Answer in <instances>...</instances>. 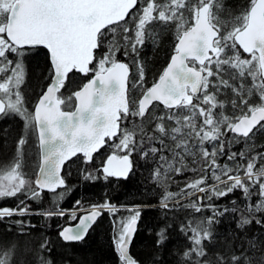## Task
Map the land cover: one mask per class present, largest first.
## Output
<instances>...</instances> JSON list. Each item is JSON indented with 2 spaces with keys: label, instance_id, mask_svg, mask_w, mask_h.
Listing matches in <instances>:
<instances>
[{
  "label": "snow or ice",
  "instance_id": "obj_1",
  "mask_svg": "<svg viewBox=\"0 0 264 264\" xmlns=\"http://www.w3.org/2000/svg\"><path fill=\"white\" fill-rule=\"evenodd\" d=\"M184 10L191 12V23L185 18ZM225 10L224 0H198L191 8L186 0H0V116H19L24 121L26 134L37 131L41 157L33 188V182L22 170V146L26 139L22 137L17 141L19 147L15 157L0 164V199L17 195L38 199L43 190L55 192L64 187L65 180L60 175L64 163L78 153H82L85 163L89 162L93 153L104 146L105 137H117L119 143L115 147L125 153L108 157L103 167L105 178H127L132 168L130 156L137 146L134 136L140 134V141L149 145L146 151L141 148V158L158 156L162 162L152 175L153 181L164 190L160 199L162 209L171 210L169 202L181 195L210 193L208 199H212L240 190L246 201L253 194L260 199L254 205H245L248 215H241L237 227L244 229L253 219L264 226V221L255 216V213L264 212V152L249 154L246 150L231 151L229 147L233 141L239 142L240 137L250 139V134L257 128L264 130V0H250L249 7L231 21L230 29L228 22L220 16ZM126 18L135 22L134 28L127 26ZM153 22L175 23L176 43L158 81L144 88L145 73L139 54L146 40H155L146 30V25ZM113 25L117 27H111ZM118 28H123L122 44L117 42ZM129 32L134 35H128ZM105 45L104 54L94 68L90 67L96 60V50ZM37 46L47 49L49 54L51 82L33 114L24 105L20 87L25 80L24 49ZM121 49L125 57H136L134 63L139 78L132 88L142 89L138 100L129 98V65L116 58ZM240 50L249 58H242ZM8 54L16 59L9 58ZM73 71L84 75L95 73L93 79L72 93L74 106L69 103L72 96L59 95ZM9 72L10 75H5ZM212 77H215L214 81L210 79ZM248 77L252 80L249 93L255 91L259 96V102L254 105L242 95L243 81ZM237 79L241 81L239 86L231 83ZM210 88L215 92H210ZM222 88H231L247 111L235 118L225 116L224 102L216 95ZM155 104L163 106L165 115L150 111ZM232 105L238 106L236 99L232 100ZM217 109L221 111L217 112ZM128 117L139 118L141 123L132 129L122 128V122ZM166 120L171 123H165ZM145 121L154 127L146 128ZM227 132L233 133V137L225 140ZM166 140L173 144L167 145ZM191 141L196 142L199 160L195 159ZM154 144L159 147L151 146ZM205 145H211V148ZM166 148L172 152L173 161L161 154ZM224 155L234 162L233 166L217 163ZM186 156H192L193 163L200 164L199 170L205 175L187 183L179 193L169 192L161 169L164 174L174 171L177 175L184 170L197 171L184 164ZM176 158H179L180 167L173 166ZM209 172L215 181L212 185L206 182ZM94 178L91 174L85 176V179ZM20 203L23 206L16 209H0V219L27 214V205L23 200ZM181 207L197 213L202 211L198 203ZM100 209L110 215L117 211L116 206L108 202L93 205L79 218L76 229L64 228L59 233L62 240H82L102 214ZM236 210L233 207L224 211ZM128 211L131 214L121 218L118 226L114 221V249L120 264H138L129 254V245L141 213L134 209ZM41 214L46 218L63 216L64 211L57 209ZM217 215L223 213L213 208L210 217L181 222L179 230L187 238L188 246L180 254L177 264H264V242L255 238L247 239V248L242 244L239 253L231 248L225 253L208 252L205 242L212 238L211 227ZM72 218L76 219V216L73 214ZM167 227L171 225L157 233L158 247L168 239ZM39 249L50 251L47 240L39 244ZM0 264L52 262L28 243L21 245L12 240L0 242ZM153 264H156L155 260Z\"/></svg>",
  "mask_w": 264,
  "mask_h": 264
},
{
  "label": "trees",
  "instance_id": "obj_2",
  "mask_svg": "<svg viewBox=\"0 0 264 264\" xmlns=\"http://www.w3.org/2000/svg\"><path fill=\"white\" fill-rule=\"evenodd\" d=\"M163 2V0H157ZM188 7L198 3V0H186ZM226 10L220 13L222 19L226 20L227 27L231 28V21L241 14L249 7L250 0H224ZM139 7V6H138ZM184 16L191 23V12L184 10ZM127 26L132 29L135 27V22L129 18ZM112 27H117L112 26ZM146 30L155 38L146 40L142 49L140 50L139 59L143 64L145 79L144 88L151 87L162 74L166 67L170 56L173 54V48L176 43L175 40V23L162 25L159 22H153L146 25ZM123 28H118L116 38L118 43H123ZM128 35L133 36L132 32ZM111 36V34H110ZM110 38V37H109ZM105 48L96 50V60L91 66L94 68L95 63L106 51ZM25 56L22 57L25 68V80L20 87L22 96L25 97L24 105H30L35 95L40 92L48 80V57L47 54L39 49L35 51L24 50ZM242 54V58H249ZM11 59L12 54H9ZM116 58L119 61L126 62L131 70L129 88V98L138 100L142 94L134 95L136 91L132 88L133 81L138 80L139 71L137 65L134 63L136 57L129 55L125 57L123 49H121ZM9 74H11L9 72ZM95 74L94 71L89 72L85 77L79 74L72 73L67 79L64 89L60 95L72 96L73 91L80 89L88 79ZM227 78V76H225ZM213 81L215 77L210 78ZM210 92H215L214 88L209 89ZM247 90L244 89L242 95L248 99L249 104H257L259 96L257 93L247 97ZM217 99L224 102L222 109L225 116L235 118L241 116L247 109L244 105L239 104L240 97L231 93L227 88H222L220 92H216ZM137 98V99H136ZM236 99L238 106L233 107L232 100ZM30 111V110H29ZM156 115H165L164 108L155 104L153 109ZM182 111V110H181ZM220 112V109L216 110ZM141 121L139 118L128 117L127 120L121 124L122 128L132 129L135 125H139ZM146 128L154 127V124L149 125L147 121L144 122ZM165 123H171L165 121ZM26 133L24 132V121L16 115L3 116L0 119V164H2L13 154L17 141L22 138ZM28 141L34 145V133L30 131ZM26 134V136H27ZM233 134L227 132L225 140L231 139ZM250 139L238 138L239 142L233 141L229 146L231 151L240 152L246 150L249 154L255 152H264V130L257 128L254 134L250 135ZM136 141V150L130 156L132 162V172L126 179H117L113 177L105 178L101 169L109 154L122 156L125 153L119 151L116 147L112 148V144H107L91 161L85 163V160L74 159L69 162L64 168L65 187L56 192H41L38 199H29L24 195H17L14 198L0 199V209L9 208L16 209L21 205V200L27 205L29 211L27 214L13 215L9 218L0 219V242H9L17 240L21 245L28 243L37 251H42L46 259H50L52 264H120L118 255L114 249L113 234H114V221L118 226L121 218L128 217L131 213L128 209L138 210L141 214L138 218L137 232L130 248L131 256L138 261V264H177L180 254L188 246V240L184 234L179 230L181 222L187 223L189 220H203L206 217L213 215V208L223 215L215 217V223L211 227L212 238L210 241L205 242V247L209 253H225L226 249L231 248L239 253L241 245L247 248V239H257L259 242H264V226L257 224L255 219L252 223L245 226L244 229L237 227L241 215L247 216L245 205H254L259 201L258 195H251L246 201L243 193L236 190L227 196L208 199L210 193H200L188 196L181 195L169 202L171 210H165L160 207V199L164 195V190L152 179V175L158 165L162 162L159 161L158 156L148 158H141V148L146 151L149 147L148 144H143L140 141V134L134 136ZM119 143V139L117 138ZM165 143L169 146L173 144L172 141L166 140ZM193 151L196 152L195 159H200V154L195 141H191ZM151 146H157L154 144ZM209 149L211 145H205ZM167 157L168 161H173V155L167 148L161 153ZM173 162L174 167H180L178 163ZM217 163L220 165L228 164L233 166L234 162L227 159V155L218 158ZM184 164L189 169L196 168L197 171L184 170L181 174L177 175L174 171L164 174V179L167 183L168 191L179 193L181 189L185 188L186 184L190 181L198 179L201 175H205L200 171V164L193 163L192 156L184 158ZM91 174L94 179H85V176ZM32 176L30 181H32ZM207 185H212L215 181L211 178V173L206 175ZM33 188V184L31 185ZM191 191V189H186ZM255 191V190H254ZM80 201L77 205L76 202ZM178 201V203H177ZM105 202L115 205L117 211L114 215L104 212L99 220L95 223L89 231L86 238L77 243H64L59 239V231L66 225L73 224L76 219L71 215L64 214L63 216L54 215L45 217L41 213L56 212L57 209L67 211H77L82 209L91 208L93 205H101ZM235 202V204L233 203ZM188 203H198L202 211L197 213L190 208H183L181 205ZM138 208H134V207ZM235 207L237 210L224 211L225 209H232ZM76 218L78 216L75 215ZM255 216L264 221V212L255 213ZM19 222V223H17ZM167 227L166 235L168 239L161 246H157L158 239L157 233L161 228ZM47 240L48 249L40 250L39 244Z\"/></svg>",
  "mask_w": 264,
  "mask_h": 264
},
{
  "label": "rangeland",
  "instance_id": "obj_3",
  "mask_svg": "<svg viewBox=\"0 0 264 264\" xmlns=\"http://www.w3.org/2000/svg\"><path fill=\"white\" fill-rule=\"evenodd\" d=\"M248 57V56H246ZM5 75H10L9 73L5 74ZM135 82V81H133ZM231 83L235 84L236 86H239V84L241 83V81L239 79L237 80H233L231 81ZM245 87L244 89L247 90V97L255 94V91H253L251 94L249 93V89L252 88V80L250 77L246 78L244 81H243ZM133 84V83H132ZM227 90H229L231 93L232 90L231 88H227ZM133 91H136V93L134 95L138 96L140 94V89L138 88H134ZM234 94V93H233ZM135 97V96H134ZM134 97L132 98V100H134ZM137 99V98H136ZM26 139V143L25 145L22 146V152H23V172L25 173L26 175V178L30 180L31 176H32V182L34 181V174H33V170L36 169V163H37V156L35 155V149H34V145L28 141V137H29V134H26L24 136H22ZM118 144L117 140L112 144V148L115 149V145ZM19 147L18 143L16 144L15 146V150L13 152V154L10 156V158H8V161L6 160V162H9L12 158L15 157L16 155V151H17V148ZM5 161L3 163H6ZM2 163V164H3ZM33 184V183H32ZM201 192H197V194H200ZM92 208V207H91ZM134 208H138L137 206L134 207ZM2 209V208H1ZM86 209H82V210H77V211H68V212H65L64 211V214H67V215H71L73 216L76 215L78 212L80 211H84ZM107 213H109L107 211Z\"/></svg>",
  "mask_w": 264,
  "mask_h": 264
},
{
  "label": "water",
  "instance_id": "obj_4",
  "mask_svg": "<svg viewBox=\"0 0 264 264\" xmlns=\"http://www.w3.org/2000/svg\"><path fill=\"white\" fill-rule=\"evenodd\" d=\"M127 19V18H126ZM122 23V22H121ZM114 26V25H113ZM112 27V26H111ZM27 49H31V48H28V47H26ZM25 48V49H26ZM34 48H42V49H44L46 52H47V49H45V48H43L42 46H37V47H34ZM242 53H243V51L242 50H240ZM47 54H48V52H47ZM243 55H245V56H248V54H246V53H243ZM171 57V56H170ZM48 60H49V63H50V59H49V54H48ZM169 61H170V58H169V60H168V63H169ZM122 62H124V61H122ZM126 63V62H125ZM167 63V64H168ZM167 66V65H166ZM90 67H91V65H90ZM197 67H198V65H197ZM72 73H77V74H80L81 76H85L84 74H82V73H79V72H75V71H73ZM71 73H69V75H70ZM130 74H131V71H130V67H129V78H130ZM94 78V75L93 76H91L90 77V79L89 80H91V79H93ZM159 79V78H158ZM158 79H157V81H158ZM88 80V81H89ZM87 81V82H88ZM156 81V82H157ZM86 82V83H87ZM49 86V85H48ZM47 86V87H48ZM82 88V87H81ZM47 89V88H46ZM79 90V89H78ZM46 91V90H45ZM44 91V92H45ZM77 91V90H76ZM41 97V96H40ZM39 97V98H40ZM141 97V96H140ZM74 100H75V98H74ZM38 101H39V99H38ZM38 101L36 102V104L38 103ZM36 106V105H35ZM162 106V105H161ZM163 107V106H162ZM34 109H35V107H34ZM74 110V109H73ZM34 114V113H33ZM1 117V116H0ZM262 123H264V122H262ZM255 131V130H254ZM36 134H37V139H38V132L36 131ZM231 134H233V133H231ZM251 135V134H250ZM115 138H117V137H113L112 139H109V138H107V137H105V141L106 142H113V140L115 139ZM106 142H105V144H104V146L106 145ZM38 146H39V140H38ZM104 146L103 147H101V148H99L98 149V151H96L95 153H93V156H92V159H93V157L96 155V154H98L99 152H100V150L102 149V148H104ZM39 154H40V148H39ZM77 156H82L83 157V155H82V153H78L76 156H73L71 159H69V160H67L65 163H64V165L62 166V169H61V173H60V175H61V178H63L62 177V172H63V169H64V167H65V165L66 164H68L71 160H73L75 157H77ZM110 156V155H109ZM108 156V157H109ZM108 157L106 158V160H105V162H104V165H103V167L105 166V164H106V162H107V159H108ZM92 159L89 161V162H87V163H90L91 161H92ZM40 162H41V157L39 158V164H40ZM103 167H102V169H101V171H102V174L104 175V173H103ZM131 172H132V168H131V170H130V172H129V174H128V176L131 174ZM39 174V169H38V172H37V174H36V176ZM127 176V177H128ZM114 178H116V177H114ZM36 179V178H35ZM117 179H126V178H117ZM35 181V180H34ZM34 186H35V184H34ZM65 187V186H64ZM64 187H62V188H64ZM62 188H57L56 189V191L57 190H59V189H62ZM44 192H50V191H47V190H43ZM91 209H89V210H86V211H83V212H81L79 215H78V217H77V219H76V221H75V223L74 224H71V225H66V226H64L61 230H60V232L64 229V228H71V229H76L77 228V226L79 225V218L80 217H82V216H84L87 212H89ZM100 211H101V215L100 216H98L97 218H96V221L92 224V226L89 228V230H88V232L85 234V236H84V238L82 239V240H80V241H75V242H64L63 240H62V238L60 237V235H59V237H60V239L64 242V243H77V242H81V241H83L85 238H86V236L88 235V233H89V231L92 229V227L95 225V223L99 220V218L103 215V213L105 212V210L104 209H100ZM137 227H138V220H137V224H136V232H137ZM59 232V233H60ZM136 232L134 233V236H133V239H132V241H131V243H130V245H129V254H130V248H131V245H132V242H133V240H134V237H135V235H136ZM131 255V254H130Z\"/></svg>",
  "mask_w": 264,
  "mask_h": 264
},
{
  "label": "flooded vegetation",
  "instance_id": "obj_5",
  "mask_svg": "<svg viewBox=\"0 0 264 264\" xmlns=\"http://www.w3.org/2000/svg\"><path fill=\"white\" fill-rule=\"evenodd\" d=\"M39 49H41V50H43L46 54H47V52L44 50V49H42V48H31V49H24V50H31V51H35V50H39ZM9 55V54H8ZM15 56H13V58H14ZM47 57H48V54H47ZM10 58V57H9ZM16 58V57H15ZM48 63H49V60H48ZM49 73H50V63H49V67H48V72H47V74H48V80H47V82L45 83V85L43 86V88H42V90L40 91V92H38L36 95H35V98L33 99V101L31 102V104L30 105H26L28 108H29V110H30V112H32V113H34V107H35V105H36V102L38 101V99H39V97L43 94V92L46 90V88H47V86L50 84V78H49ZM72 74V73H71ZM70 74V75H71ZM77 74V73H76ZM69 75V76H70ZM80 75V74H79ZM81 76V75H80ZM82 77H85V76H82ZM67 81V80H66ZM63 89H64V87L61 89V91H60V93H59V95L61 94V92L63 91ZM73 92H75V91H73ZM68 96H66V98H67ZM23 98H24V101H25V97L23 96ZM74 102H75V100H74V96H72V100L71 101H69V103H71L73 106H74ZM74 108V107H73ZM73 110V109H72ZM1 118H3V116H1L0 117V119ZM33 133H34V139H35V142H34V149H35V155L37 156V163H36V169H34L33 170V174H34V177H36V174H37V172H38V169H39V158H40V154H39V146H38V139H37V134H36V131L35 130H33ZM95 157V156H94ZM74 159H82V160H84V158L82 157V156H77L76 158H74ZM73 159V160H74ZM62 177L64 178V170H63V172H62ZM64 180H65V178H64Z\"/></svg>",
  "mask_w": 264,
  "mask_h": 264
},
{
  "label": "bare ground",
  "instance_id": "obj_6",
  "mask_svg": "<svg viewBox=\"0 0 264 264\" xmlns=\"http://www.w3.org/2000/svg\"><path fill=\"white\" fill-rule=\"evenodd\" d=\"M6 218H9V217H6ZM60 232V231H59ZM58 236H59V234H58ZM59 239H60V237H59ZM61 240V239H60ZM62 241V240H61Z\"/></svg>",
  "mask_w": 264,
  "mask_h": 264
}]
</instances>
